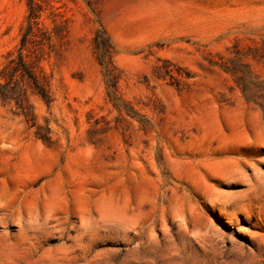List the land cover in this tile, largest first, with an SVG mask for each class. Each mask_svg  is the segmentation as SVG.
<instances>
[{
	"label": "rangeland",
	"instance_id": "rangeland-1",
	"mask_svg": "<svg viewBox=\"0 0 264 264\" xmlns=\"http://www.w3.org/2000/svg\"><path fill=\"white\" fill-rule=\"evenodd\" d=\"M20 57L0 264H264V0H0Z\"/></svg>",
	"mask_w": 264,
	"mask_h": 264
},
{
	"label": "trees",
	"instance_id": "trees-1",
	"mask_svg": "<svg viewBox=\"0 0 264 264\" xmlns=\"http://www.w3.org/2000/svg\"><path fill=\"white\" fill-rule=\"evenodd\" d=\"M19 76L30 79L37 90L40 88L38 78L28 68L24 59L20 57L13 65L10 64L8 67L0 69V99L5 103L14 101L18 108L23 109V90L17 81ZM25 116L29 120L35 118L31 113H25Z\"/></svg>",
	"mask_w": 264,
	"mask_h": 264
}]
</instances>
